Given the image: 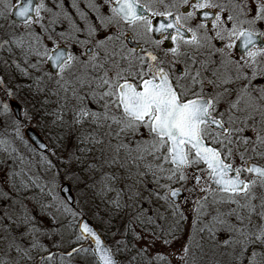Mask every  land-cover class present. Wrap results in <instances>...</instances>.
<instances>
[{
    "label": "snow or ice",
    "instance_id": "obj_1",
    "mask_svg": "<svg viewBox=\"0 0 264 264\" xmlns=\"http://www.w3.org/2000/svg\"><path fill=\"white\" fill-rule=\"evenodd\" d=\"M105 3L109 6L108 15L101 14L95 2L90 3L97 11L100 28L84 17L86 39L77 41L72 32L59 33L66 41L80 44L83 51L76 55L60 46L55 30L49 32L41 23L42 13L51 12L44 0H0V19L5 22L0 27L12 28L19 23L28 37L26 41L24 35L10 32L9 39L0 47L11 45L55 69V73L45 75L54 79L65 94L56 120L67 123L69 132L73 125L86 123L106 127L111 163L119 162L122 150L133 162L151 157L144 175L150 173L164 189L163 195L153 194L171 204L174 214L179 213L178 198L184 192L201 194L193 202L197 211L207 205L209 196L213 203L235 205L226 214L217 211L207 230L212 236L217 231H226L229 237L224 246L239 244L241 258L252 247L248 264H264V253L253 247H264V197L259 205L253 203L257 199L253 190L264 189V165L252 163L254 158H264V0H105ZM64 16L67 18V13ZM10 19L12 23L8 24ZM57 19L58 14L49 23L55 24ZM198 19L200 22L194 23ZM37 25L47 33L46 38L37 34ZM72 28L81 31L74 24ZM100 29L104 30L103 37L98 35ZM45 39L52 41L54 47L49 48ZM187 48L204 58L190 56ZM237 48L238 58L234 55ZM77 65L78 74L72 72ZM69 73L71 80L67 78ZM13 96L14 93L5 90L6 98H0V115L9 114L8 101ZM90 103L96 105V110L89 107ZM65 109L70 114L67 121ZM24 117L32 119L27 110ZM15 128L17 138L22 140L19 122ZM80 142L104 144L103 139L94 136L81 138ZM132 142L134 148L129 146ZM0 146V150L7 151L8 141L0 140ZM115 179V175L105 176L102 191H113L110 181ZM175 184L180 186L173 187ZM52 198L58 199L55 195ZM113 204L117 209L121 207L119 194ZM61 206L76 221L75 241H87L89 245L74 247L66 255L71 258L91 249L93 264H117L112 250L83 219V213L72 209L67 198ZM233 214L237 223L225 219V215ZM254 215L259 216V224L253 221ZM78 216L81 219L77 220ZM25 223L27 226L28 222ZM140 223H145L142 217ZM32 231L38 229L33 227ZM143 238L134 234L135 240ZM13 246L18 254L32 259L30 250L16 244L15 238L9 244L10 248ZM31 248L49 253L42 255L37 264H53L56 254L50 253L35 237ZM183 251L182 260L188 247ZM0 264L8 261L0 260ZM60 264H65L63 256Z\"/></svg>",
    "mask_w": 264,
    "mask_h": 264
},
{
    "label": "rangeland",
    "instance_id": "obj_2",
    "mask_svg": "<svg viewBox=\"0 0 264 264\" xmlns=\"http://www.w3.org/2000/svg\"><path fill=\"white\" fill-rule=\"evenodd\" d=\"M44 21L49 22V19L45 17ZM0 22L5 23L2 19ZM10 32L24 35L26 41L28 39L21 26L0 27V44L9 39ZM45 43L49 48L54 47L52 41L45 39ZM23 53L8 44L0 47V98H6L5 90L14 93L10 101L21 109L18 122L23 137L22 140L17 138V121L11 110L7 116L0 115V140L8 141V150H0V260H7L8 264H37L42 255L49 253L31 248L35 237L50 253L56 254L53 264H60L61 256L65 264H93L88 257L91 249L86 254H73L71 258L66 255L72 250V245L75 248L81 244L89 246L87 241H75L76 221L61 206L64 199L59 190L67 184L74 203L71 208L82 212L83 218L94 225L118 264H248L252 247L241 258L239 244L224 246L229 233L221 230L212 236L207 230L217 211L226 214L235 205L213 203L209 196L207 205L197 211L193 202L201 194L197 191L191 195L184 192L178 199L179 213L183 215L174 214L171 204L153 194L163 195L164 189L154 182L150 173L144 175L147 171L145 165L152 158L133 162L122 150L124 153L119 162L111 163L112 153L106 159L108 153H104L102 146L87 148L86 145H79L80 139L87 134L77 125H73L70 132L69 128H61L59 136L56 83L45 75L49 72L45 64L25 68L27 63ZM24 76L38 77V82L31 89V93L36 94L29 100L23 93V90L26 91L24 83L20 81ZM25 110L32 117L30 121L24 117ZM25 129H32L42 137L48 146L47 154H39L33 149L24 135ZM130 144V147H135L134 142ZM258 159L261 161L259 164L264 165V159L260 158H254L252 163L257 164ZM112 175L116 177L110 181L114 190L102 191L103 178ZM253 191L257 197L253 203L259 205L264 189L256 187ZM118 194L119 209L113 204ZM53 195L58 199L53 200ZM130 196L133 199H129ZM183 197L189 198L185 200ZM141 217L144 224L140 223ZM149 218L151 223H148ZM225 219L237 223L235 214L232 217L225 215ZM252 219L256 224L260 223L258 215ZM33 227L38 231L33 232ZM134 234L144 238L135 240ZM13 238L23 249L30 250L31 260L18 254L14 246L9 247ZM186 246L189 251L182 260L180 257L185 255L183 250ZM253 247L257 252L264 253V247ZM141 249L147 251L141 252ZM158 256L164 259H157Z\"/></svg>",
    "mask_w": 264,
    "mask_h": 264
},
{
    "label": "flooded vegetation",
    "instance_id": "obj_3",
    "mask_svg": "<svg viewBox=\"0 0 264 264\" xmlns=\"http://www.w3.org/2000/svg\"><path fill=\"white\" fill-rule=\"evenodd\" d=\"M36 2H39V0H36ZM91 2H95L98 5L99 8V12L103 15H108L109 14V6L107 3H105V0H44V3L47 5L48 8L51 9V12H43L42 15L45 17H47L50 21V19H56L57 18V14H58V19L57 22L55 24H50L49 22H45L44 20L41 22L42 24H44L45 26H47L48 31L51 32L53 30H55V32L57 33V40L60 43V46L63 48H66L68 51L73 52V54L79 55L82 51L83 48L80 46V44H78L77 42H74L72 40H65L63 38H61L59 36V33H69L72 32L73 35L76 36V40H84L87 38V32L85 29V20L84 17L87 18V22L90 24H93L95 26H97V28H100L99 25V20L97 19V11L92 9L90 7V3ZM75 5V6H74ZM79 10V11H78ZM188 10H191L190 8ZM64 13H67V18L64 16ZM159 19V18H157ZM69 21H71L72 23L70 24ZM200 20H196L194 21V23H199ZM12 23V19L9 20V24ZM75 25L76 27L80 28L81 31L80 32H75L72 28V25ZM0 25H2V23L0 22ZM20 24L17 23L15 27H19ZM35 31L37 32L38 35H42L43 37L45 36V34L42 32V30L40 29L39 25L36 26ZM98 35L100 37H103L104 35V30L100 29L98 32ZM188 37L190 38V33L187 34ZM167 43V42H166ZM218 45L220 44L219 41L216 42ZM186 51L189 53L190 56L196 57L197 59H203L204 57L201 56L198 52H196L194 49L192 48H187ZM238 53H239V49H235L234 50V55H236V58H238ZM23 59L24 61L27 60L28 63L25 66V68L29 69L31 68V65L36 64H43L44 63H39L40 58L36 57L34 55H25V53H23ZM82 59H86V57H81ZM181 59H184V57H181ZM216 59H219L218 57H216ZM45 66H47L48 71L50 73H52L50 71V68L48 66V64H45ZM79 65H77V67L72 69L73 73H77L79 71ZM182 67V66H181ZM27 71V70H26ZM27 73V72H26ZM38 77H33V76H24L23 80L24 81V87L26 91L23 90L24 95L28 98V100L35 95L34 93L32 94L29 88L32 89V87L34 85H30V83H28L27 80L32 79L33 81H35L36 83L38 82L37 80ZM67 78L69 80H71L73 77L71 75V73L68 74ZM35 83V84H36ZM56 114L59 112L60 110V106L62 104H64V98H65V94L62 91V89H60V87L56 84ZM208 91H211V88L207 89ZM70 96V93H69ZM30 97V98H29ZM71 107V103H69L68 108ZM89 107L92 110H96V105L94 103H90ZM38 109H43V108H38ZM68 119H70V114L68 112L67 109H65V120L67 121ZM73 127V126H72ZM80 127V130L83 131V133L87 134L85 137L87 136H94L96 139H103L104 140V144H92V143H81L80 142V146L82 145H86L87 148L90 147H99L102 146V148L105 150L104 153L107 154L105 156L106 159L109 158V153L110 151L107 149V144L108 141L110 139V137L107 135L108 129L105 128H96L94 125H92L91 123H86L83 126H78ZM61 128H69L67 123H60L58 121V132H59V136L61 135L60 132L62 131ZM66 131V130H65ZM38 134V133H37ZM39 138L42 139V137L40 135H38ZM84 137V138H85ZM43 140V139H42ZM81 140V139H80ZM127 142V141H126ZM112 143L115 144L116 141L112 140ZM131 145V144H130ZM122 152L120 153V156L122 155ZM124 153V152H123ZM44 154V153H41ZM47 154V153H46ZM89 154V153H88ZM120 159V158H119ZM151 159V157H150ZM111 161V160H110ZM74 203H72L70 205V207L73 206Z\"/></svg>",
    "mask_w": 264,
    "mask_h": 264
},
{
    "label": "water",
    "instance_id": "obj_4",
    "mask_svg": "<svg viewBox=\"0 0 264 264\" xmlns=\"http://www.w3.org/2000/svg\"><path fill=\"white\" fill-rule=\"evenodd\" d=\"M14 19V18H12ZM50 71L52 73H55V69L51 68L50 64H48ZM10 110L12 111L15 119L20 120V107L18 106V104H16L14 101H10ZM25 137L29 140V142L40 152L42 153H46L48 151V147L47 145L40 139L38 138V135L31 129H26L25 132ZM61 189H63V191H61ZM60 189V193L62 194V196L64 197V199L67 198V200L70 202V205L72 204V197L69 193V189H68V185L64 184L62 186V188ZM81 219V218H79ZM85 220H87V222L90 224V226L96 231V229L94 228V226L92 225V223L86 219L85 217L83 218ZM97 232V231H96ZM97 234L100 236V234L97 232ZM101 237V236H100ZM103 243L105 244V241L103 240V238L101 237ZM116 260V259H115Z\"/></svg>",
    "mask_w": 264,
    "mask_h": 264
},
{
    "label": "trees",
    "instance_id": "obj_5",
    "mask_svg": "<svg viewBox=\"0 0 264 264\" xmlns=\"http://www.w3.org/2000/svg\"><path fill=\"white\" fill-rule=\"evenodd\" d=\"M22 57H24L23 55H22ZM20 81L21 82H23L24 83V81L25 80H23V78L22 79H20ZM28 81V83H30V85H35V81H33L32 79H30V80H27ZM26 82V81H25ZM29 90H31V88H29ZM260 159H264V158H260ZM259 163H261V161H259V159H258V164ZM75 246L74 245H72V246H70V248H74ZM89 260L93 263V257H92V255L91 254H89Z\"/></svg>",
    "mask_w": 264,
    "mask_h": 264
}]
</instances>
